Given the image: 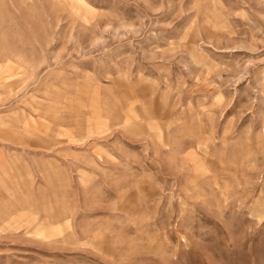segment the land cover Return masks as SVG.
I'll return each instance as SVG.
<instances>
[{
	"label": "rangeland",
	"instance_id": "374dc122",
	"mask_svg": "<svg viewBox=\"0 0 264 264\" xmlns=\"http://www.w3.org/2000/svg\"><path fill=\"white\" fill-rule=\"evenodd\" d=\"M0 264H264V0H0Z\"/></svg>",
	"mask_w": 264,
	"mask_h": 264
}]
</instances>
